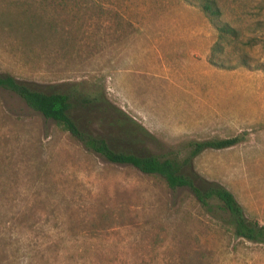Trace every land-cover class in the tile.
I'll list each match as a JSON object with an SVG mask.
<instances>
[{
	"label": "rangeland",
	"instance_id": "1",
	"mask_svg": "<svg viewBox=\"0 0 264 264\" xmlns=\"http://www.w3.org/2000/svg\"><path fill=\"white\" fill-rule=\"evenodd\" d=\"M215 1L236 30L220 52L183 0H0V72L40 90H98L106 111L71 113L116 149L183 156L190 140L242 133L192 168L264 224V0ZM117 111L152 138L130 142ZM0 264H264V244L0 89Z\"/></svg>",
	"mask_w": 264,
	"mask_h": 264
},
{
	"label": "trees",
	"instance_id": "2",
	"mask_svg": "<svg viewBox=\"0 0 264 264\" xmlns=\"http://www.w3.org/2000/svg\"><path fill=\"white\" fill-rule=\"evenodd\" d=\"M196 5L205 15L210 25L216 31V41L212 50L220 52V41L228 36H235V28L220 17V8L215 0H183ZM24 19V24H30ZM214 66L223 67L209 59ZM243 66L247 65L241 59ZM260 68H264L261 67ZM0 89L7 90L20 98L28 107L39 112L44 118L53 120L72 136L78 139L84 147L92 150L111 163L129 164L144 174L160 177L170 189L187 188L197 203L208 212L218 213L219 219L230 227L232 235L244 240L264 244V224L255 219L247 218L242 207L230 190L217 181L207 180L192 168V158L205 149H222L244 140V135L238 133L229 137H211L201 140H190L184 146L185 155L168 151L156 154L150 151H132L114 148L105 138L82 130L71 113L74 105L96 104L100 112L108 108V101L98 90L79 91L76 86H70L65 91L40 90L31 87L24 81L16 79L10 73L0 72ZM118 117L126 125L124 136L133 143L151 139L152 136L138 123L126 116ZM141 142V141H140Z\"/></svg>",
	"mask_w": 264,
	"mask_h": 264
}]
</instances>
